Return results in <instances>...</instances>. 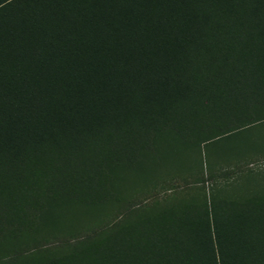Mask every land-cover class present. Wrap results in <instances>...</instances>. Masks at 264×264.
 <instances>
[{
  "label": "trees",
  "instance_id": "1",
  "mask_svg": "<svg viewBox=\"0 0 264 264\" xmlns=\"http://www.w3.org/2000/svg\"><path fill=\"white\" fill-rule=\"evenodd\" d=\"M261 122L264 0H0V195L41 158L50 196L99 203L165 128L201 147ZM216 200L0 264H264V199Z\"/></svg>",
  "mask_w": 264,
  "mask_h": 264
},
{
  "label": "rangeland",
  "instance_id": "2",
  "mask_svg": "<svg viewBox=\"0 0 264 264\" xmlns=\"http://www.w3.org/2000/svg\"><path fill=\"white\" fill-rule=\"evenodd\" d=\"M245 127L201 147L165 128L149 152L140 151L135 168L112 165V173L104 171L109 192L93 204L63 193L50 196V159H37L27 179L3 185L7 189L0 195V257L39 248L44 252L36 257H45L56 252L49 247L63 251L65 243L73 245L69 252H78L81 241L117 237L122 228L140 226L169 209L212 210L213 197L217 202L264 199V122Z\"/></svg>",
  "mask_w": 264,
  "mask_h": 264
}]
</instances>
